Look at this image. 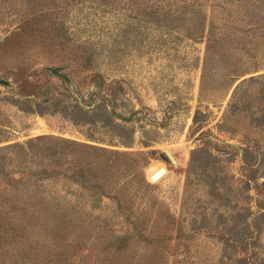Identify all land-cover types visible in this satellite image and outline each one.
<instances>
[{"label": "rangeland", "instance_id": "rangeland-1", "mask_svg": "<svg viewBox=\"0 0 264 264\" xmlns=\"http://www.w3.org/2000/svg\"><path fill=\"white\" fill-rule=\"evenodd\" d=\"M0 264H264V0H0Z\"/></svg>", "mask_w": 264, "mask_h": 264}, {"label": "water", "instance_id": "water-1", "mask_svg": "<svg viewBox=\"0 0 264 264\" xmlns=\"http://www.w3.org/2000/svg\"><path fill=\"white\" fill-rule=\"evenodd\" d=\"M165 154L167 156V158L170 160L171 163H175V159L174 157L168 152V151H165ZM160 171H158L155 175H153L151 178H150V181L159 173Z\"/></svg>", "mask_w": 264, "mask_h": 264}, {"label": "bare ground", "instance_id": "bare-ground-1", "mask_svg": "<svg viewBox=\"0 0 264 264\" xmlns=\"http://www.w3.org/2000/svg\"><path fill=\"white\" fill-rule=\"evenodd\" d=\"M165 151H166V150H165ZM169 153H170V152H169ZM170 154H171V153H170ZM159 171H160V172H159V173H158V174H157V175H156L151 181H153V180H154L159 174L162 173V170H159ZM156 173H157V172H156ZM156 173H155V174H156ZM155 174H154V175H155ZM151 177H152V176H151Z\"/></svg>", "mask_w": 264, "mask_h": 264}]
</instances>
